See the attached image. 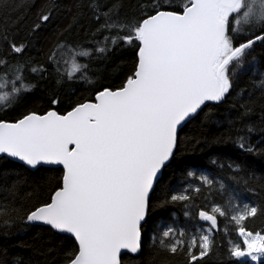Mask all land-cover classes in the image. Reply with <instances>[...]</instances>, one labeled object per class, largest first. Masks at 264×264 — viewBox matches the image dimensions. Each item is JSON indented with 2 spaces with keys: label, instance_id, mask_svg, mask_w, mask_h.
Listing matches in <instances>:
<instances>
[{
  "label": "snow or ice",
  "instance_id": "6c2138e0",
  "mask_svg": "<svg viewBox=\"0 0 264 264\" xmlns=\"http://www.w3.org/2000/svg\"><path fill=\"white\" fill-rule=\"evenodd\" d=\"M257 63L264 0H0V228L48 236L0 264H264V196L242 197L264 193V72L239 88ZM45 86L50 107L7 115ZM225 121L196 143L245 155L197 175L180 133Z\"/></svg>",
  "mask_w": 264,
  "mask_h": 264
},
{
  "label": "trees",
  "instance_id": "16d2710c",
  "mask_svg": "<svg viewBox=\"0 0 264 264\" xmlns=\"http://www.w3.org/2000/svg\"><path fill=\"white\" fill-rule=\"evenodd\" d=\"M67 2V0H65ZM82 38V35H81ZM40 46L37 45V48ZM259 48L257 49V57L259 60ZM32 56H37V51L33 50L31 53ZM39 58V57H38ZM124 60H130V57L125 56ZM83 62V61H81ZM264 72V66H261L257 63L255 71L248 72L242 77V82L239 84V88H244L248 91L254 92L257 96L259 95V82L261 80L260 73ZM111 79L115 80L114 74ZM35 83L32 81H25V83ZM102 82L107 84L108 79H103ZM118 83V81H115ZM87 85L82 83L73 84L71 89L68 91H75L77 95H83L88 97V92L85 91ZM238 88V90H239ZM7 90V89H6ZM50 86H45L43 88L33 89L29 94L20 97L18 100L12 102L8 108L5 110L8 116L18 115L19 112L25 111L28 108H37L41 111L46 110L50 107L48 103V96L50 94ZM65 106H57V110L61 111ZM227 105H222L218 110L220 115L226 114ZM228 131L227 122L223 123V126L215 125H198L193 123L185 128L181 132V136L184 137V143L181 145L182 158H190L192 160L198 161L201 168L196 170L197 175L200 174V170H206L208 172L217 173V178H221L223 175L216 172L209 163V158L214 155L222 156L225 160L234 159L245 155L244 153L239 152V149L232 142L219 145H210L205 146L203 142L200 144L196 143V139L203 141L204 139L211 140L214 136H219L221 133ZM261 137L259 132H254L251 134L250 139H256ZM254 164L249 169L250 172H253L257 177L264 175L260 169L264 166V160L254 156L252 157ZM19 171V169H17ZM30 191V189H29ZM242 197L245 199L251 198L256 199L253 195L248 192H244ZM167 215V213H165ZM256 227L264 226V218L257 219L254 221ZM5 229L0 228V255L8 260H13L14 258H28L29 256L39 257L38 252H35V247L44 241L48 240V236L43 228H34L26 226L24 224H19L13 226L12 229L7 230L8 235L5 236ZM226 249L222 246L220 249H217V256L213 260V264H227L225 257Z\"/></svg>",
  "mask_w": 264,
  "mask_h": 264
},
{
  "label": "rangeland",
  "instance_id": "374dc122",
  "mask_svg": "<svg viewBox=\"0 0 264 264\" xmlns=\"http://www.w3.org/2000/svg\"><path fill=\"white\" fill-rule=\"evenodd\" d=\"M260 139H261V137L256 138V139H252L251 141H252L253 143H259ZM261 147H264V145H261ZM239 152H241L240 149H239ZM241 153H242V152H241ZM256 157L262 159V158L259 157V156H256ZM262 160H264V159H262ZM211 167H212L216 172H218V170H217L214 166L211 165ZM219 174H221V175H223V176L226 175L225 173H219ZM250 194H251V193H250ZM251 195H253V194H251ZM253 196H254L256 199H259V198H261L262 196H264V193H261V192L257 189L255 195H253ZM253 264H254V262H253Z\"/></svg>",
  "mask_w": 264,
  "mask_h": 264
}]
</instances>
